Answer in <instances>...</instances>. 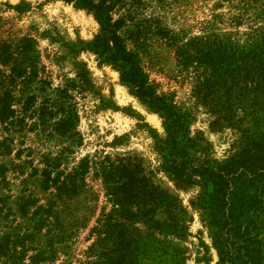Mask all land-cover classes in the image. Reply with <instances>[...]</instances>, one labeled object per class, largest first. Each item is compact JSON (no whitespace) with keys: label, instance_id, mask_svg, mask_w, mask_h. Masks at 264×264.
Returning a JSON list of instances; mask_svg holds the SVG:
<instances>
[{"label":"rangeland","instance_id":"1","mask_svg":"<svg viewBox=\"0 0 264 264\" xmlns=\"http://www.w3.org/2000/svg\"><path fill=\"white\" fill-rule=\"evenodd\" d=\"M92 1L107 28L79 0H0V243L9 244L0 264H31L39 251L48 259L41 264L86 261L92 228L113 208L97 163L119 159L140 165L188 211L183 239L159 232L163 241L145 239L165 247L161 264H176L168 244L181 248L180 264H219L230 246L217 245L198 206L201 174L191 184L171 176L172 131L150 99L166 97L190 114L187 131L201 141V162L227 161L250 145L244 111L239 126L212 127L219 114L197 74L180 65L176 44L217 37L249 47L264 36V0ZM247 149L235 161L259 156ZM83 162L90 168L79 194L59 197L56 181Z\"/></svg>","mask_w":264,"mask_h":264},{"label":"trees","instance_id":"2","mask_svg":"<svg viewBox=\"0 0 264 264\" xmlns=\"http://www.w3.org/2000/svg\"><path fill=\"white\" fill-rule=\"evenodd\" d=\"M79 1L95 11L106 28L109 26L107 17L95 2ZM112 34L114 46L122 51L125 60H129L119 36ZM176 45L180 65L197 74L199 91L211 98L219 114L212 127L239 126L243 120L239 112L244 111L245 119L251 123L250 127H240L249 135L246 142L251 141V146L246 143L250 147L247 151L255 148L259 156L253 161H235L245 152V145L237 156L227 161L201 162L197 156L201 141L190 138L187 131L192 119L190 114L168 98L153 94L151 107L165 117L172 131L169 153L172 163L167 170L181 184L194 183L195 175L201 174L203 193L198 206L213 230L217 245L230 246L222 252L219 264H260L264 249V36L243 48H235L231 42L217 37L195 38ZM220 93L223 94L217 97ZM67 120L70 123L74 119L68 117ZM97 164L113 208L103 213L92 228L95 240L82 264L167 262L165 247L156 245L163 241L156 232L180 239L186 237L190 221L187 209L133 161L119 159ZM89 168L90 163L83 162L81 170L71 173L65 180L56 181L59 197L79 194ZM141 225L146 226V231ZM147 238L156 239V244L145 242ZM167 239L165 241H169ZM8 247L9 244L0 243V252L6 254ZM168 247L178 252V257H174L176 264L183 263L185 257L181 248L173 244ZM23 257L21 252L22 260ZM30 260L31 264H41L48 259L45 251H39Z\"/></svg>","mask_w":264,"mask_h":264}]
</instances>
